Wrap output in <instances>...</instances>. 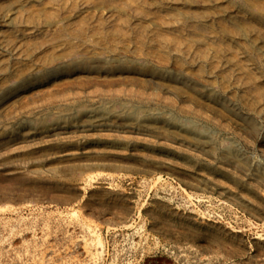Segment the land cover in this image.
<instances>
[{
  "label": "rangeland",
  "instance_id": "374dc122",
  "mask_svg": "<svg viewBox=\"0 0 264 264\" xmlns=\"http://www.w3.org/2000/svg\"><path fill=\"white\" fill-rule=\"evenodd\" d=\"M0 264H264V0H0Z\"/></svg>",
  "mask_w": 264,
  "mask_h": 264
},
{
  "label": "bare ground",
  "instance_id": "6f19581e",
  "mask_svg": "<svg viewBox=\"0 0 264 264\" xmlns=\"http://www.w3.org/2000/svg\"><path fill=\"white\" fill-rule=\"evenodd\" d=\"M67 66L68 67H74V68L78 67V68H82V69L90 68V66L85 61H82V60H78V61L75 60L74 62L68 63ZM129 67H130V64H120V65H117L116 68L120 69V70H127V69H130ZM187 93H188L189 98H192L193 96H195L193 93H189L188 91H187ZM113 99L114 100H113L112 106L111 107L107 106L108 107L107 111L102 112L104 109L102 111L101 110L95 111V112L92 111L91 116H88V120L87 121L84 120V121L88 122L91 125L99 126L101 124L100 123L101 120H106V119L112 120V118L110 117L111 115H109V114L107 115V113H110V114H113L114 117H118V119H119L117 121L118 124L129 125L130 127L134 126L136 129H138L139 131H144V133H146V134H154V133H152V131L160 130L163 134L171 135L175 139L183 140L184 135H183V133L180 132V130H181L182 132L186 133L187 135L188 134L192 135L193 140H195V142L201 141V138H204V140H207V138H208V140H210V141H208V143H209V142H211V138H210V135H208L207 131L206 132L201 131L200 127L198 125L196 126V123H193V122L188 127V125H186V123L182 122V119L180 118V116L182 115L183 120H187L189 122L191 120V118L187 117V116L188 115L189 116L195 115L197 112H200V114H203L206 111H214L216 113H219V115L220 114L221 115L228 114L227 111L219 110L218 108H215V107H206V106L204 107L202 105H199L196 108H192L190 106H185L182 108H176L173 104L167 105L168 110H163V109L156 110L155 108L152 109L150 107L133 108L132 106H129V105H127L126 107H125V105H123L122 110H120V112H119V111L115 110V106H114L115 98H113ZM79 100L81 101L80 98L76 99V101H75L76 105L72 106V108H75V109L77 108L78 110H80V108L84 107V103L79 102ZM109 108H112V109H109ZM105 109H106V107H105ZM126 109H129L130 112H128V110H126ZM91 110H93V109H91ZM65 111H68V110L66 109ZM121 111L124 112V115L120 116ZM167 113L171 114L172 117L166 118L165 114H167ZM74 118H75V116H72L70 119L74 120ZM39 121H40V123H43L44 125L46 124V122H44L42 120H39ZM57 121H58V118H57ZM56 123L59 124V129L64 128L63 125H60L61 124L60 122H56ZM190 123H191V121L189 122V124ZM116 124L117 123L115 121V125ZM107 126H111V125L109 124ZM201 128L203 129V127H201ZM113 143H114V146H117L119 142L115 141ZM121 144H125V142H123ZM138 146L139 145H136V147H138ZM147 146L151 147L152 145H147ZM147 146H144V147H147ZM215 150H216V148H215ZM224 154H227L228 156L233 157V158L239 156L237 150L234 149L233 147L231 149H229L228 151H226ZM103 157H104L103 155L98 156V158H103ZM186 158H187V161H190V158H188V157H186ZM188 164H191L192 167H198V168L204 167V166H202L201 163H197L193 160H191Z\"/></svg>",
  "mask_w": 264,
  "mask_h": 264
}]
</instances>
